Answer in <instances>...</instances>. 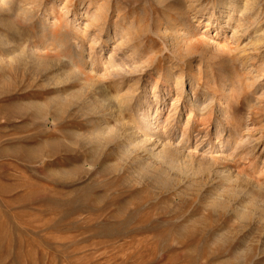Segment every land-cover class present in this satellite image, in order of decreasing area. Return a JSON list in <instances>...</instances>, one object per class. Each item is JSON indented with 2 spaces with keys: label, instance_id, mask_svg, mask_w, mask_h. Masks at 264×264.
I'll return each mask as SVG.
<instances>
[{
  "label": "rangeland",
  "instance_id": "rangeland-1",
  "mask_svg": "<svg viewBox=\"0 0 264 264\" xmlns=\"http://www.w3.org/2000/svg\"><path fill=\"white\" fill-rule=\"evenodd\" d=\"M0 22V264H264V0Z\"/></svg>",
  "mask_w": 264,
  "mask_h": 264
},
{
  "label": "bare ground",
  "instance_id": "bare-ground-1",
  "mask_svg": "<svg viewBox=\"0 0 264 264\" xmlns=\"http://www.w3.org/2000/svg\"><path fill=\"white\" fill-rule=\"evenodd\" d=\"M231 3V2H230ZM5 21V20H4ZM2 24V22H0V25ZM10 24V23H9ZM3 25V24H2ZM8 25V24H7ZM12 25H8V26H6V27H8V28H14V27H11ZM7 29V28H6ZM15 29V28H14ZM8 30V29H7ZM9 31H13L16 35L17 34H19V31H17V30H9ZM12 33V32H11ZM14 37V36H13ZM16 37V36H15ZM25 53V52H24ZM82 71V70H81ZM88 77H90V76H88ZM87 77V78H88ZM78 80V79H77ZM76 80V81H77ZM90 80H92L91 78L90 79H86V82H85V85L87 84V83H89V81ZM83 82V81H82ZM91 82V81H90ZM102 90L103 91H106L105 89H104V87L102 88ZM116 99H114L111 95H109L108 93H106L105 94V97L103 98L102 97V100H101V103H102V105L105 107V110H107V109H110V108H113V107H117V105H116ZM119 102L120 101H118L117 103L119 104ZM124 102L123 101H121V104L122 105H124L123 104ZM66 105V104H65ZM120 104L118 105V107L120 108ZM81 107V106H80ZM122 107V106H121ZM78 109V108H77ZM81 110H82V108H81ZM121 117V116H120ZM124 121V120H123ZM122 122V121H121ZM126 124V122H123V126ZM146 133H148V132H146ZM115 137V136H114ZM128 140H130V138H128ZM132 143V142H131ZM119 145H122L121 143L119 144ZM127 150V149H126ZM150 152V151H149ZM215 162H218V163H220V161L219 160H215ZM157 171V172H156ZM155 172H154V174L153 175H151V178H152V182L154 183V184H166V181H162L161 180V173L159 172V169H157ZM212 172V171H211ZM216 173H219V172H216ZM216 173H213V176H211L212 177V179H216L217 177H215V175H216ZM219 174H217V176H218ZM209 177V176H208ZM220 179H222V178H220ZM223 180V179H222ZM224 181V180H223ZM224 183V182H223ZM166 187L168 186V185H165ZM264 217V216H263Z\"/></svg>",
  "mask_w": 264,
  "mask_h": 264
}]
</instances>
